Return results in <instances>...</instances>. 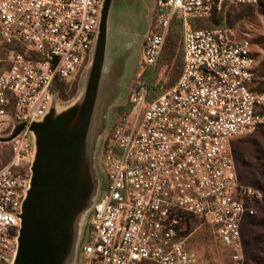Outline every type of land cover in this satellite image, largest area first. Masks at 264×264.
<instances>
[{
  "label": "built area",
  "instance_id": "1",
  "mask_svg": "<svg viewBox=\"0 0 264 264\" xmlns=\"http://www.w3.org/2000/svg\"><path fill=\"white\" fill-rule=\"evenodd\" d=\"M141 65L156 70L171 23L182 22L177 81L138 80L101 157L106 191L94 207L81 264H207L189 249L186 219L205 226L241 264L242 231L262 194L240 182L232 141L264 122L248 41L224 28L193 30L224 8L263 0H156ZM104 0H0V264H11L30 183L28 127L48 111L56 79L71 89L86 66Z\"/></svg>",
  "mask_w": 264,
  "mask_h": 264
},
{
  "label": "water",
  "instance_id": "2",
  "mask_svg": "<svg viewBox=\"0 0 264 264\" xmlns=\"http://www.w3.org/2000/svg\"><path fill=\"white\" fill-rule=\"evenodd\" d=\"M112 1L104 0L78 94L67 104L55 94L47 113L28 127L31 177L18 215L20 228L11 264L81 263L79 240L106 191L101 150L109 133L105 110L115 97L117 78L116 70H108V56L110 61V53L122 56L126 33L121 19L111 24ZM145 25L144 34L133 39L130 59H136V50L142 51L150 28ZM25 127L15 123L0 143H11Z\"/></svg>",
  "mask_w": 264,
  "mask_h": 264
},
{
  "label": "rangeland",
  "instance_id": "3",
  "mask_svg": "<svg viewBox=\"0 0 264 264\" xmlns=\"http://www.w3.org/2000/svg\"><path fill=\"white\" fill-rule=\"evenodd\" d=\"M156 0H113L110 8L111 24L121 19L126 29L122 56L119 53H110L108 65L109 72L116 70L114 82L115 94L105 110L108 116L106 130L109 132L115 122L120 109L128 103L129 91L141 70L142 52L136 50V59H130L133 51L132 42L138 34H144L146 25L153 22ZM224 29L230 30L233 38L238 41H248L255 58L257 68L255 87L264 83V0L252 8L234 7L223 15ZM149 28V30H150ZM173 63L169 64L162 58L156 69L157 78L160 76V86L169 87L174 80ZM156 82V81H155ZM79 80L71 88L64 103L71 102L79 92ZM264 116V111H263ZM105 141L102 143L103 152ZM232 155L236 172L240 182L256 188L262 194V200L257 206L256 216L248 222L242 231L243 254L241 264H264V122L251 133L232 141ZM1 165V163H0ZM101 181L105 182L104 177ZM94 213V211H93ZM92 213V215H93ZM91 215V217H92ZM90 220L87 222L80 238L79 251L82 252L87 243L90 232ZM189 249L193 251L204 263L219 264L230 263L231 252L223 248L213 237L211 231L205 227H196L189 239ZM75 264H81L76 261Z\"/></svg>",
  "mask_w": 264,
  "mask_h": 264
},
{
  "label": "trees",
  "instance_id": "4",
  "mask_svg": "<svg viewBox=\"0 0 264 264\" xmlns=\"http://www.w3.org/2000/svg\"><path fill=\"white\" fill-rule=\"evenodd\" d=\"M156 5H157V1L155 4V11H154L153 20L155 19V16H156ZM242 7H246V8L250 9L252 7H255V6H242ZM232 8H234V7L224 8L219 14H217V15L213 16L212 18H209V19L192 20L191 21L192 29L193 30H201V29L223 28V26H226L223 23V15L226 11H228ZM181 39H182V22H181V20L174 18L172 23H171V26H170V30L168 33V37H167V40L165 43V48H164L163 55H162V59L165 62H168L169 64H171L174 61L173 69H174L175 77H174V80L171 82L170 85H173L177 81V79L179 78L181 71H182L183 55H182L181 51H179V44L181 42ZM256 73H257V68L255 67V70H254V86L252 89L257 93L264 94V83H261V85L255 87ZM138 80L145 81L148 88L153 90V85L155 84V81L157 80V72H156V70L147 69L141 65V70H140V73L137 75L136 81H138ZM52 89H53V92L55 94H57L61 100L67 99L68 96L70 95L71 90H72L69 88V85L65 84L64 82H61L59 79L55 80ZM122 110H123V108L120 109L118 111V113L121 112ZM112 128H113V126H112ZM112 128H111V130H112ZM111 130L109 131V133L111 132ZM105 144H106V140H105ZM103 151H104V149H103ZM186 221L188 223L185 226L187 228V230L182 234L184 236L192 233L193 230L199 226V222L194 220V219L187 218ZM248 222H250V221H248Z\"/></svg>",
  "mask_w": 264,
  "mask_h": 264
},
{
  "label": "crops",
  "instance_id": "5",
  "mask_svg": "<svg viewBox=\"0 0 264 264\" xmlns=\"http://www.w3.org/2000/svg\"><path fill=\"white\" fill-rule=\"evenodd\" d=\"M156 4V3H155Z\"/></svg>",
  "mask_w": 264,
  "mask_h": 264
}]
</instances>
